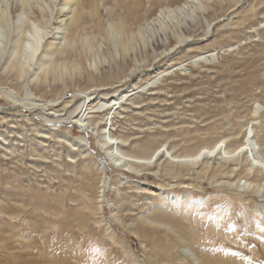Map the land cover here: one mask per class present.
<instances>
[{
	"label": "rangeland",
	"instance_id": "1",
	"mask_svg": "<svg viewBox=\"0 0 264 264\" xmlns=\"http://www.w3.org/2000/svg\"><path fill=\"white\" fill-rule=\"evenodd\" d=\"M80 1L78 25L93 48L85 49L74 32L64 59L49 55L60 79L29 84L37 59L22 80L13 81L0 65V264H184L180 248L194 264L188 249L202 264H264V198L236 186L229 172L241 170L240 154L234 161L215 154L177 163L165 150L137 173L112 166L99 135L71 122L69 111L82 100L67 107L65 122L54 124L45 113L63 112L73 92L98 88L103 95L151 81L153 87L111 109L112 134L126 155L149 159L159 148L192 155L220 141L232 152L252 123L264 139V2L241 0L230 20L237 0H212L204 17L219 18L214 31L205 35L202 24L193 33V26L188 45L152 63L135 41L128 52L111 45L108 20L130 22L132 38L145 19L185 0ZM206 51H215V59L180 66ZM160 66L165 72L156 81L147 71ZM7 90L55 105L14 103ZM108 110L92 113L98 115L92 122H106Z\"/></svg>",
	"mask_w": 264,
	"mask_h": 264
},
{
	"label": "bare ground",
	"instance_id": "2",
	"mask_svg": "<svg viewBox=\"0 0 264 264\" xmlns=\"http://www.w3.org/2000/svg\"><path fill=\"white\" fill-rule=\"evenodd\" d=\"M29 1L18 0L11 2L8 0H0V65L4 66L3 71H9L12 79H14L13 81H15V79L22 80V77H24L25 74H29L31 68H34L36 63L35 60L37 59L35 67L36 71L35 73L33 72L35 76L29 84H33L32 81L38 79H41L39 81H42L44 84L48 81V79L51 81L50 78L54 82L56 79H60L62 74H60L55 63H53L54 61L52 62V60H47L49 55H58V57L62 56L63 58V55L68 52L67 48L69 47H67V45H72L71 36L74 32L77 33V38L80 36V42L85 49L93 48V39L89 35L84 36L85 28L78 25V7L80 6V0H41L36 3ZM209 1L210 0H185V2L176 7L165 6L161 9L159 8L160 10L159 12L157 11L158 13L155 17L149 21L147 18L145 19V22L143 21L144 23L141 22L138 25L137 36H133L132 38L130 37V34H133V27L130 22L128 23L123 20L115 21L109 19L107 23L108 26L106 28L109 40L112 43L111 45H114L115 48L122 47L125 49H123L124 51L128 52L130 49L134 50L135 46L133 45V41H135L136 46L138 45L140 48L144 49L146 53H150L152 55L150 59L152 63L154 60H160L166 55L170 56V54L174 53L178 48L185 46L193 40L192 33L189 34V31L193 26L195 27L192 29L193 33L200 29L202 24L205 25V35L214 31V26L219 18L218 20L216 19L217 21H211L204 17L205 12L210 10L209 8L211 7L209 4L212 0L210 2ZM262 1L264 2V0ZM240 5L241 0H237L236 4L233 5L234 7L231 6V8H229L226 17L229 15L228 17L230 20L234 19L236 17V13L238 12L235 11ZM45 19L48 21L42 23ZM45 23H48V26ZM25 26L30 27L28 30L29 39L27 42H24L26 40H22L25 36L23 35V30H25L23 28H25ZM160 47H162L161 50H159ZM215 51H206L195 55L191 57L189 61H184L185 63L180 64V66L186 68L188 63L195 64L199 61H208L209 59L213 60L217 55ZM40 59L42 60L39 61ZM138 65H134L133 68L135 69L139 67ZM72 66L79 72V74L83 73L79 64L73 63ZM133 71L131 73H133ZM164 72L165 70H162L161 66L147 71L148 74H154L152 78L156 81L163 76ZM132 77L133 75L129 74L125 79V82ZM153 84L154 83H151V81H148L146 84L141 86L135 85L134 87H129L126 90H118L107 94L104 93L103 95L99 94L98 88L87 89L86 91L80 93H68L69 95L68 97H65V100H69V104L67 103L62 106V110L64 111L58 113L45 112L47 114L46 119L50 122L53 121L54 124H59L60 122L67 121L69 118L72 123H75L80 128H86V130L93 135H99L98 142L104 149L105 155L111 165L117 168L130 169L132 171H136L137 173L143 172V169H141L142 166L151 164L152 160L159 153H163L165 150L169 154L171 160L177 163H194L200 161L205 156H212L215 154L216 156L219 155L220 159L229 158V160L234 161V157L240 154L239 157L241 158L242 164L241 170L239 171V166L237 168L234 166L233 168H230L229 171L235 179V185H242L243 188L248 191L250 190L251 193L256 196L264 198V139L259 137L257 132L255 133L253 123L252 125H249L245 131L243 144L232 152L226 149L223 141L218 142L212 147L202 148L195 154L183 156L173 155L169 150L159 148L149 159L132 157L130 155H126L120 150V139L113 135L111 130V121H113V115L111 112L115 107L120 106L125 100L129 99L131 95L153 87ZM110 87H112V85ZM3 93H5L4 95H7L8 97L13 98L14 103H23L25 106L27 105V102H31L28 104H31L32 107L40 105L43 107L44 104L46 106L47 103L49 106L55 105L50 104L49 102H44V104L41 102L38 103L37 101L32 102L28 96L25 97V99L19 97L17 98L16 96L11 95L14 93L12 90H7ZM29 93L27 94L29 95ZM79 99L82 100L80 104L69 111L68 118L67 116L64 117L66 115L65 112L67 111V107H72L74 105L72 103L78 101ZM58 105L59 104H56V106ZM25 106L23 107L25 108ZM107 109L110 110H108V115H106V122L97 123V120L94 123L92 122L93 117H98V115L91 116L92 113L102 112ZM51 115L58 117L51 118ZM100 118L103 120L102 117ZM254 135L256 138H254ZM67 140H69L71 144H75L74 140H70V138H67ZM82 140L87 144V137H83ZM87 153H90L89 148L87 149ZM219 167L222 166L217 165L214 168L218 169ZM243 173L244 175L242 176L241 174ZM243 178L245 179L243 180ZM225 182L226 181H222L221 183L225 184ZM234 182L229 181L226 183H228L229 186H232ZM107 183H110L108 179L103 180V193L106 190ZM184 247L187 246L184 245ZM189 251L197 261L195 264H202L203 259H200L199 255L197 256L194 252L188 249V252ZM179 252L181 253L180 261L182 263L194 264L191 259H189V256L184 253L185 251L183 249L180 248Z\"/></svg>",
	"mask_w": 264,
	"mask_h": 264
}]
</instances>
